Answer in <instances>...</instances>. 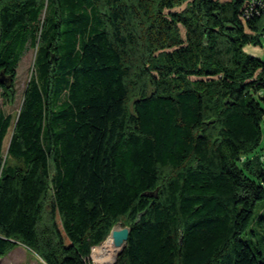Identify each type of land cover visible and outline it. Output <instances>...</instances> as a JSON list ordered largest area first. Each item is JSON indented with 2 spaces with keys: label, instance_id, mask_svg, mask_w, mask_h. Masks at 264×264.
<instances>
[{
  "label": "trees",
  "instance_id": "16d2710c",
  "mask_svg": "<svg viewBox=\"0 0 264 264\" xmlns=\"http://www.w3.org/2000/svg\"><path fill=\"white\" fill-rule=\"evenodd\" d=\"M250 1L0 0L6 103L36 49L17 116L0 106V255L89 264L123 222L116 264H264L243 238L264 229Z\"/></svg>",
  "mask_w": 264,
  "mask_h": 264
},
{
  "label": "rangeland",
  "instance_id": "374dc122",
  "mask_svg": "<svg viewBox=\"0 0 264 264\" xmlns=\"http://www.w3.org/2000/svg\"><path fill=\"white\" fill-rule=\"evenodd\" d=\"M184 6L185 5H183V7ZM178 9H181V7ZM247 50L252 54H254L255 56L264 60L263 43L257 46L249 45L247 46ZM35 58H36V49L31 47L21 59L19 66L17 68L16 95L13 102L6 103L3 96L1 95L2 90H0V106L5 110V112L11 113L14 117L17 116L21 108L26 88L34 71ZM9 138L10 135L7 137L6 140V144H5L6 150H7ZM12 162L14 163L15 161L12 160ZM261 210H262V202L259 204L257 208V212H261ZM124 225L125 223L123 222H119L117 224V226H124ZM243 238L246 239L248 242H250L253 246L258 247L264 253V229L260 228L259 231L256 230V235L249 233L248 235H244ZM20 245L22 244L19 243L16 247L8 249L4 255H0V264H46L35 252L31 250H26L24 247ZM95 247H93L92 252L88 258L89 264H97L93 257Z\"/></svg>",
  "mask_w": 264,
  "mask_h": 264
},
{
  "label": "bare ground",
  "instance_id": "6f19581e",
  "mask_svg": "<svg viewBox=\"0 0 264 264\" xmlns=\"http://www.w3.org/2000/svg\"><path fill=\"white\" fill-rule=\"evenodd\" d=\"M122 249L117 246L112 237H109L102 245L95 247L93 257L97 264H114L118 253Z\"/></svg>",
  "mask_w": 264,
  "mask_h": 264
},
{
  "label": "water",
  "instance_id": "95a60500",
  "mask_svg": "<svg viewBox=\"0 0 264 264\" xmlns=\"http://www.w3.org/2000/svg\"><path fill=\"white\" fill-rule=\"evenodd\" d=\"M129 233H130V227L129 226H127V225L117 226L116 225L112 229L111 233L108 236V238L112 237L114 239V242H115V244L117 246H121L122 247V249L118 253V256H119V254H121L123 252V250L125 249V247L127 245V241H128V238H129ZM118 256H117V258H118ZM116 262H117V259H116L114 264H116Z\"/></svg>",
  "mask_w": 264,
  "mask_h": 264
},
{
  "label": "built area",
  "instance_id": "2783aa9c",
  "mask_svg": "<svg viewBox=\"0 0 264 264\" xmlns=\"http://www.w3.org/2000/svg\"><path fill=\"white\" fill-rule=\"evenodd\" d=\"M263 5L262 0H251L249 3H247V6L244 11V17H251L257 13H260L259 6Z\"/></svg>",
  "mask_w": 264,
  "mask_h": 264
},
{
  "label": "crops",
  "instance_id": "0c3cea01",
  "mask_svg": "<svg viewBox=\"0 0 264 264\" xmlns=\"http://www.w3.org/2000/svg\"><path fill=\"white\" fill-rule=\"evenodd\" d=\"M20 246H22V247H24L26 250H30L28 247H26L25 245H20ZM22 249V248H21Z\"/></svg>",
  "mask_w": 264,
  "mask_h": 264
}]
</instances>
